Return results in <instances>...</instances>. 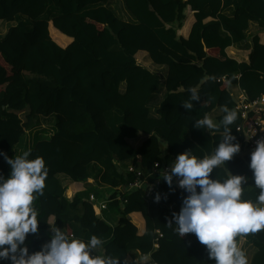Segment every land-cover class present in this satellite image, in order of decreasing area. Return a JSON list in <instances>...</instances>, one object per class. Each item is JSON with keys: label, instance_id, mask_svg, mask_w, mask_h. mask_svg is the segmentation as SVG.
I'll return each instance as SVG.
<instances>
[{"label": "trees", "instance_id": "1", "mask_svg": "<svg viewBox=\"0 0 264 264\" xmlns=\"http://www.w3.org/2000/svg\"><path fill=\"white\" fill-rule=\"evenodd\" d=\"M107 1L0 0V20L18 22L0 35V153L15 158L28 151L29 159L43 157L48 167L44 193L33 202L38 231L28 234L25 244L30 253L40 250L55 228L79 238L76 223L85 242L92 235L104 241L93 254L115 256L119 264H215L194 233L180 237L175 225L167 224L179 212L169 204L181 208L188 195L177 187L176 177L171 189L163 174L149 194L145 189L120 194L118 187L125 188L132 175L115 161L132 159L150 171L156 162L171 167L183 151L209 156L223 138V127L197 128L195 122L214 107L227 105L238 113L230 129L240 150L210 176L223 180L242 175L248 187L243 198L256 199L260 189L249 167L254 149L244 142V128L258 112L250 108L243 119L230 86L237 84L248 101L264 95V41L256 31L248 59L242 61L229 56L226 48L246 39L250 21L264 33V0H121L132 20L119 17ZM52 6L59 12L43 18L47 10L52 13ZM186 7L194 20L184 36L179 30ZM138 50L151 62L167 66L158 117L150 116L148 104L159 77L137 63ZM192 87L199 99L191 100L193 107L187 109L184 102L190 100ZM25 109L23 122L17 112ZM49 115L54 117L52 131L36 133L32 144L16 153L25 130ZM138 137L140 144L132 145ZM92 162L103 167L101 181L113 189L107 201L120 213L115 226L88 200L97 192L95 186L82 199ZM9 174L10 165L0 154V175ZM58 174L68 176L70 183L63 185ZM73 183L78 184L75 191ZM135 212L144 221L143 233L130 216ZM243 238L256 247L248 264H264V230L237 237L239 245ZM130 250L150 258L142 263L129 260Z\"/></svg>", "mask_w": 264, "mask_h": 264}, {"label": "clouds", "instance_id": "2", "mask_svg": "<svg viewBox=\"0 0 264 264\" xmlns=\"http://www.w3.org/2000/svg\"><path fill=\"white\" fill-rule=\"evenodd\" d=\"M191 98L184 107H193L191 100L199 99L192 87ZM222 120L217 123L208 115L195 122L197 128L218 130L223 127V138L214 152L198 158L191 150L179 153L163 180L171 186L178 178L179 187L188 195L183 199L179 212H174L168 226L183 237L194 233L198 241L206 245L208 256L215 264H248L246 251L238 244L237 237L264 230V139L258 140L250 154L249 167L254 184L260 189L255 200L243 198L247 178L236 174L220 180L210 176L214 168L225 164L240 150L230 126L238 113L227 105L222 108ZM10 174L0 175V261L11 264H119L110 255H95L92 250L101 247L102 238L92 235L87 242L69 238L59 228L42 248L29 252L25 241L30 233L38 231V211L34 207L37 195H43L48 167L43 157L29 159L30 153L9 158ZM199 186V190H198ZM157 193L155 200L159 201ZM108 200V199H107ZM95 205V203H94ZM96 207V206H95ZM97 208V207H96ZM98 209V208H97Z\"/></svg>", "mask_w": 264, "mask_h": 264}, {"label": "crops", "instance_id": "3", "mask_svg": "<svg viewBox=\"0 0 264 264\" xmlns=\"http://www.w3.org/2000/svg\"><path fill=\"white\" fill-rule=\"evenodd\" d=\"M108 7H110L119 17H121L124 20H132L131 15L129 14V12L125 9V6L123 4V2L121 0H108L105 3ZM52 13H48V15L52 16L53 13H55V9L52 8ZM185 14H186V19H184V25L181 28V30H179V33H181L182 35L186 36L188 33V30L190 28L191 23L193 22L194 18H193V13L192 11L189 9V7L185 8ZM20 20H23L24 22H26L25 18L23 16L20 17ZM190 20L189 24H187V21ZM17 20L15 21H6V20H0V35H4L7 31V29L12 26L17 24ZM257 31V33L259 34V36L261 37V41H264V33L263 31H260L259 26L257 25L256 22L254 21H250L249 22V26L247 28V30L245 31V35H246V39L240 42H236L234 43L232 46H229L226 48V52L229 56L233 57L234 59L238 60V61H242V60H247L248 59V53L250 51L251 48V36ZM144 53L147 55H144ZM136 57V61L138 64H140L141 66L149 69L150 71H152L153 73H155L156 75H158L159 77V86L164 89V82H165V78L167 75V66L165 64L162 65H158L155 64L153 62H151V60L148 57V54L143 51V50H138L137 53L135 54ZM151 62V64H148L149 61ZM125 88V84L122 83L121 84V90L123 91ZM230 91L232 93V95L235 97V100H237V98H239V96H244V93L242 91V89L237 85L234 84L232 86H230ZM165 94V90L164 92H161L160 95L155 96V94H153L150 98L149 101V108H150V116L152 117H158V113L156 112V109L160 103V101L163 99ZM163 95V96H162ZM26 110V109H25ZM23 110V111H25ZM19 112V111H18ZM17 112V113H18ZM222 107L221 106H216L214 107L207 115L209 117H211L215 122L218 123V117L222 114ZM42 119H44V121H41V126L42 127H46L45 119L49 120V125L50 128L48 129V131H46L47 133L52 131V127L54 124V117L52 115H49L47 117H42ZM51 120V122H50ZM140 137L130 141V143L134 146L140 144ZM22 145V141L21 144L19 146ZM163 145L165 146V144L163 143ZM130 161H133L132 159H126L123 161H115V164L120 168L123 169L124 168L123 165H125L126 163H129ZM103 173V167H101L99 164L92 162L89 167H88V177L86 180L87 183V191H82V199L84 200L87 197V193H89V190H93L91 189V186H95L97 189V192H94L93 194L100 199V197L102 196H106L107 198L109 197V195L113 192V189L110 188L108 186V184H105L101 181V175ZM57 177L59 178L60 182L63 185H66L68 183H70V178L68 176H66L65 174H58ZM177 187H179L178 185V178H175ZM77 183H73L71 185V189L73 191L77 190ZM244 188H248L246 185L243 186ZM99 196V197H98ZM106 198V199H107ZM103 199V200H106ZM95 203V202H94ZM171 207H174L175 209H177L178 211L180 210V208H178L177 206H175L174 203H170L169 204ZM96 206V204H95ZM79 208H81V204L78 205ZM97 207V206H96ZM113 209L109 210L108 215L110 217H108L107 213L105 212H100L101 217L111 226H115L120 218V213L118 218H115V213H114V209L117 211L118 209L115 206H112ZM107 210V208H106ZM117 215V214H116ZM130 216L133 218L134 223L136 224L138 233H143L144 231V221L140 215V213H131ZM113 217L115 219H113ZM73 227L75 230L79 231V235H80V239L83 238V232L81 231V228L74 223ZM240 247L243 248L248 256V260L249 258H251L253 252L256 250V247L254 245H252L250 242L247 241V239L243 238L240 241ZM245 242H247V245H245ZM158 246V245H157ZM156 246V247H157ZM99 248V247H98ZM95 255H99L98 253H95ZM150 255H142L139 254L137 251L135 250H130L128 251V259L129 260H134V261H139V263L144 262L145 260H147Z\"/></svg>", "mask_w": 264, "mask_h": 264}, {"label": "built area", "instance_id": "4", "mask_svg": "<svg viewBox=\"0 0 264 264\" xmlns=\"http://www.w3.org/2000/svg\"><path fill=\"white\" fill-rule=\"evenodd\" d=\"M250 108L256 109L258 115L244 128V142L248 145V147L255 149L257 141L264 139V95L252 101H248L245 95L237 98L236 109L239 111L243 119L247 117V112ZM237 129L241 130V127H237ZM169 169L170 166H161L159 162H156L150 171L134 161L126 163L125 172L130 173L132 175V179H129L126 182L125 188L120 186L118 187L120 194L131 189H145L148 194L151 193V190L155 187L154 185L159 181V176L163 175ZM150 181H152V183ZM95 199L94 194L90 193L88 200L94 203ZM68 236L69 238H75L73 233L68 234ZM159 236H162V234L159 233ZM157 245L158 244H156V246Z\"/></svg>", "mask_w": 264, "mask_h": 264}, {"label": "rangeland", "instance_id": "5", "mask_svg": "<svg viewBox=\"0 0 264 264\" xmlns=\"http://www.w3.org/2000/svg\"><path fill=\"white\" fill-rule=\"evenodd\" d=\"M52 7L55 9L56 12H59L58 8H56L54 6H52ZM46 17L47 18L51 17L50 15H48V10L43 14V18H46ZM148 64H151V62L149 61ZM161 92H164V89H162L159 86V88L156 90V92L154 94H155V96H158V95L161 94ZM27 113H28L27 109L25 111L21 110V111L18 112V114H19V116H20V118H21V120L23 122L26 119L25 116H26ZM41 121H44V119H41V120L39 119L38 122H36L34 120L32 122V126L25 130L23 138H22V145L21 146H16V148H15V152L16 153H20V152H23L24 150H26L32 144V142L34 141L36 133H40L41 134L43 130L48 131V129L50 128L49 120L45 119L44 123L46 124V127H42L41 126ZM50 122H51V120H50ZM95 198H96L95 199V204H96L98 210H100V212L103 211V212L107 213V215H108L109 210L113 209V207L107 201V199H106L107 197L106 196H102L99 199V198H97L95 196ZM103 199H106V200H103ZM106 208H107V210H106ZM113 211L115 213V218H118V216H119L118 210L116 211L114 209ZM108 217H110V216L108 215ZM115 218L113 217V219H115ZM37 235L39 236V234H37ZM247 241L250 242L249 240H247ZM250 243L252 244V242H250ZM245 245H247V242H245Z\"/></svg>", "mask_w": 264, "mask_h": 264}]
</instances>
